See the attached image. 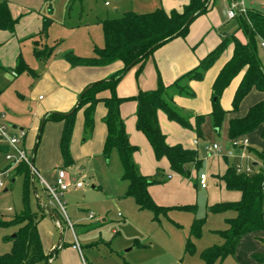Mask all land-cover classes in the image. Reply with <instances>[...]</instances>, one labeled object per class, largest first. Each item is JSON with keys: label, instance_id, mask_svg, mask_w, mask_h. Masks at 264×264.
<instances>
[{"label": "rangeland", "instance_id": "374dc122", "mask_svg": "<svg viewBox=\"0 0 264 264\" xmlns=\"http://www.w3.org/2000/svg\"><path fill=\"white\" fill-rule=\"evenodd\" d=\"M2 1H7L13 16L19 19L14 31L0 29V122L9 124V132H16L11 125L14 120L29 128L30 122L37 118L40 106L53 98V92H59V88L52 87V61L65 59L63 55L68 51L89 57L93 55L96 46L104 47L101 19L119 17L126 11L145 13L154 10L150 9L149 1L152 0H0V3ZM243 1L245 7L264 13V0ZM211 2L214 3L213 0ZM231 5L230 0H215V7L221 15L225 11L226 17ZM45 19L51 20L43 32ZM228 19L229 22L225 23L222 31L234 32L239 26V18L236 16ZM46 46L53 48V55L48 59L37 57L35 48L43 50ZM260 52L262 53L261 49ZM20 59L24 60L28 69L17 75L15 70ZM231 92L227 88L221 98V105L226 113L218 130L211 113L204 114L202 136L197 135L195 128L181 125L186 131V140L195 135L199 141L196 147L200 164H189L191 175L178 173L171 166L162 164L151 175L160 181L158 184L161 188L158 190L168 202L164 206L171 207L167 215L160 216V220L155 218L152 210L139 209L135 199L125 195L128 180L123 178L124 168L116 149L108 157H87L69 168V180L73 185L65 193L63 200L66 202L67 215L72 221L74 214L80 219L76 222L75 229L87 264H206L200 256L201 250L223 242L219 230L226 229V219L236 214L232 210L215 213L210 208L217 203L241 198V192L228 189L221 176L235 160L236 163L243 161V164L252 166L257 160L259 167L264 169L262 161L249 149H235L236 158L227 155L230 143L234 140L229 136L230 120L239 118L232 117L233 115L245 116L252 106L249 102L256 97H251L250 94L249 100L246 98L237 110H233ZM253 93L260 94L255 91ZM176 104L182 115H197L190 107ZM244 110L246 113L242 115ZM263 128L264 125L261 124L239 138L248 139L249 147L264 151ZM55 133L51 129L49 136L55 138ZM0 142L4 143L1 139ZM214 143L222 148L218 154L208 148ZM50 145H53L52 142ZM241 153L246 156L242 158ZM48 155L44 157L45 162L53 159L50 153ZM163 158L156 159L162 161ZM9 165L5 152L0 150V171ZM255 171L260 170L257 168ZM201 173L207 174L206 186L199 184ZM14 174L13 170L11 177H2L4 186L0 187L1 219L7 220L26 207L37 213L38 221L52 212L58 216L56 205L50 203L49 195L37 178L29 189L25 205V176ZM169 175L173 179H168ZM78 181L83 182V187H76ZM42 204L50 206L51 213ZM185 205H196V208H177ZM196 218H205V223L201 237L192 239L196 251L191 254L185 251V247ZM17 229L18 227H0V254L11 251L13 241L9 236H15ZM56 233L57 239H60V229ZM92 243L95 244L90 246ZM255 254L264 255V229L256 231L252 237L241 242L238 255L229 256L215 264H264L255 258Z\"/></svg>", "mask_w": 264, "mask_h": 264}, {"label": "trees", "instance_id": "16d2710c", "mask_svg": "<svg viewBox=\"0 0 264 264\" xmlns=\"http://www.w3.org/2000/svg\"><path fill=\"white\" fill-rule=\"evenodd\" d=\"M212 0H189L182 11L167 12L164 8H157L150 12L137 13L126 11L119 17L101 19L104 29V47H95L93 55L82 57L73 51L66 52L64 58L73 66H101L114 61L123 62V67L112 74L108 79L89 84L80 97L79 102L69 112H52L43 118L42 124L47 121H62L63 130L60 140L61 154L66 166L72 165L74 160L71 154V140L74 132L76 115L85 105V128L90 132L94 125V107L102 101L106 104L107 114L105 123L108 127L103 154L108 157L116 149L124 168L123 178L128 180L126 195L132 196L139 209H149L154 212L155 218L160 220L161 215H167L171 207H165L155 202L149 192V186L158 182L153 176L143 175L134 160V153L138 147L132 145L126 130L125 120L120 113V105L127 100H135L137 108V128L148 138L157 159L166 157L171 168L181 174L190 175L188 165L200 164L199 153L196 148L186 147L182 144L169 145L163 133L158 111H164L168 118L180 125L196 129L197 135L202 136L204 114H181L176 104V96L195 97L190 86L192 80H202L206 71L216 62L228 45H235L232 57L221 69L213 84V109L211 115L218 130L225 116L226 110L221 105L224 90L232 80L243 70L244 76L236 89L232 101V109L237 110L246 95L256 88L264 92V61L260 52V42L264 40V13L255 9H247L238 15L239 29L243 31L246 42L236 35L223 36L221 43L213 49L193 69L179 76L174 82L165 84L161 77L158 86L153 90H140L135 96L120 97L116 88L128 70L141 65L153 55L154 51L176 37H186L191 23L198 16L206 13L212 6ZM51 19L44 20L43 32ZM19 19L12 14L7 1L0 3V29L14 31ZM37 57L48 59L53 54V48L46 46L43 50H34ZM28 69L24 60L20 59L15 73ZM30 70V69H29ZM110 91V96L100 93ZM84 93V94H83ZM194 118V123L192 122ZM264 125V99L252 105L248 113L239 118H233L229 123V136L231 139L242 137L259 125ZM43 126L40 128V133ZM264 137V128L262 131ZM249 147V146H248ZM249 150L262 161L264 166V151H257L251 147ZM7 168V167H6ZM252 174L239 173L235 163H232L221 176L228 189L239 190L241 198L236 201L221 202L213 205L210 210L215 213L235 211V216L227 218L228 227L219 230L223 242L206 247L201 252V258L206 264H215L228 256H233L241 238L251 232L264 229V169L256 167ZM16 174H24V201L27 205L29 189L34 183L30 175V168L26 162L19 163L14 168ZM30 175V176H29ZM184 210H195L196 205L177 207ZM37 213L26 207L9 219L0 217V227H18L12 239L11 251L0 254V264H50L53 252L46 254L43 250L38 232ZM205 218H196L193 221L185 251L193 254L196 249L193 238L201 237ZM58 248V247H57ZM56 248V249H57ZM257 260L264 263V255L255 254Z\"/></svg>", "mask_w": 264, "mask_h": 264}, {"label": "crops", "instance_id": "0c3cea01", "mask_svg": "<svg viewBox=\"0 0 264 264\" xmlns=\"http://www.w3.org/2000/svg\"><path fill=\"white\" fill-rule=\"evenodd\" d=\"M230 1L233 2L240 0ZM213 2V6L206 13L198 16L191 23L186 37L173 38L157 48L153 55L145 61L143 66L138 64L134 66L132 70H129L117 85L116 91L118 96L131 97L135 96L140 90H153L158 86L159 77H161L165 84L174 82L179 76L195 68L200 63L201 59L206 57L221 43L223 36H230L233 34L243 42H246L245 34L239 29V26L237 29L234 28V32L222 31V27L226 22H229V19L225 16V11L222 15L220 14L219 10L215 7V0H213ZM149 3L151 5L150 9L155 10L157 8H164L167 12H171L172 10L182 11L183 7L189 3V0H152L149 1ZM246 8L252 9L248 7ZM234 48L235 45L231 42L216 62L206 71L202 80H192L190 82V86L196 92L195 97L187 98L184 96H176V102L180 106L190 107L196 112V114L211 113L213 109V84L223 66L232 57ZM50 65V74L54 80L52 81V87L55 86V88H59V92H53V98L40 106L36 116L37 118L30 122L29 128L15 120L11 125L16 132L22 129L26 130L27 134L22 145L26 151L32 155L34 165L39 169L44 178L48 176L49 178L45 179L48 182L54 183L59 168H65L68 172V178L70 179L71 172L69 168L75 166L80 159L105 156L103 151L108 136V127L105 123L107 107L102 101L96 103L93 110L94 125L90 132H87L85 128V110L89 104L85 105L78 111L70 145L74 162L69 166L64 164L60 149L63 122L47 121L43 125V118L52 112H69L75 105H77L82 92L89 84L108 79L112 74L123 67V62L117 60L101 66H73L66 59H56L52 61ZM135 71L137 73H134ZM244 72L245 70L238 74L227 87L232 91L231 95L233 94V97L244 76ZM254 91L260 94L255 95V93H253ZM110 94L109 90L100 93L102 96H110ZM249 95L251 97L256 96L250 102L248 101L249 105H253L264 99V92L256 88H253L243 100L246 98L249 100V98H251ZM225 107L228 108V106ZM137 108V101L127 100L120 105V113L125 120L126 130L131 144L138 147V150L134 153V160L138 164L139 170L143 175L151 176L161 164L163 166H170V162L166 157H164L162 161L157 160L148 138L143 132L138 130L136 125ZM245 113L246 111L242 115ZM232 117H241V114L233 115ZM158 119L161 129L166 135V142L169 145L180 143L186 147L197 149L196 145L199 144V141L194 133V136H189L188 140H186V131H184L182 126L176 121L170 120L167 114L162 110L158 111ZM194 121V118H192L193 123ZM42 126L43 131L40 133V128ZM51 129L56 132L55 138L49 136ZM50 142H52L53 145H50ZM0 144H2V142H0ZM230 145L229 149H232V144L230 143ZM240 149L244 151L245 149H249V147H246L245 149L242 147ZM234 151L235 156L232 158L237 157V152L236 150ZM49 153L53 159L49 162H45L44 157H48ZM255 162H257L259 166V161L256 160ZM232 163H236V160L232 161ZM168 179H173V177L169 175ZM158 183H160V181L150 185L149 192L157 204L164 206V204H167L168 202L164 199L165 197L160 195L158 189L161 187ZM93 188L96 187L93 186ZM5 190H7V188ZM39 201L41 203V200ZM45 206L46 205L42 204L43 208H45ZM73 217V221L72 218L69 217L70 222L73 224V229L69 227V222L64 219V217L61 215L57 216L56 213L54 215L49 214L47 217H42V219L38 221L37 228L43 250L46 254L53 252L50 264H87L86 256L82 250V244L79 241L75 229L76 222L80 221V219L76 214H74ZM58 219L62 226L57 224L56 220ZM56 228L60 229L61 232V237L60 239L58 238L59 240L57 239ZM255 232L247 233L241 238L234 255H238L241 242H244L246 238L249 239V237H252ZM76 239L80 243L81 249L74 248L73 245ZM94 244L95 243H92L90 246Z\"/></svg>", "mask_w": 264, "mask_h": 264}, {"label": "built area", "instance_id": "2783aa9c", "mask_svg": "<svg viewBox=\"0 0 264 264\" xmlns=\"http://www.w3.org/2000/svg\"><path fill=\"white\" fill-rule=\"evenodd\" d=\"M108 4V1L106 2ZM247 8L244 6V1H233L231 8L228 11V17L229 18H234L238 16L241 13H245ZM260 49L262 51V55L264 57V40H261L260 42ZM26 130H18L16 133L15 132H9V124L5 122H0V139L4 141L5 144H8L10 149L9 151L5 152V157L6 159L10 162V165L7 168H4L3 170L0 171V187L4 186V181L2 180V177H11V172L14 170V168L21 162H26L29 165L30 168V173L32 176V180L37 178L39 179L40 183L42 184L45 192L49 195L50 197V203L56 205V211L57 214L64 219H66L69 222V227L74 228L73 224L70 222L69 217L66 212V207L65 204L66 202L63 200L64 194L70 189V187L73 185L71 184L69 178H68V172L65 168H59L57 170V178L54 183L48 182L42 173L39 171V169L34 165L33 162V157L31 154H29L24 146L22 145V142L24 138L26 137ZM245 149L248 147V140L247 139H234L232 142V149H229L227 151V155L230 157L235 156V149H240L242 148ZM210 150H213L216 154L220 153L222 151V148L217 144L214 143L212 146H208ZM246 155L245 153L241 154V157L244 158ZM248 157V156H247ZM235 167L237 172L239 173H246V174H251L255 171V166L253 164H243L242 162L240 163H235ZM207 174L206 173H201L199 177V184L201 186H206L207 185ZM77 188L83 187V182L78 181L76 184ZM47 210L50 211V207H46ZM53 214V213H51ZM93 215L91 214L90 217ZM57 224L59 226H62L60 220H56ZM74 248L81 249V245L76 239L74 242Z\"/></svg>", "mask_w": 264, "mask_h": 264}, {"label": "water", "instance_id": "95a60500", "mask_svg": "<svg viewBox=\"0 0 264 264\" xmlns=\"http://www.w3.org/2000/svg\"><path fill=\"white\" fill-rule=\"evenodd\" d=\"M85 92V91H84ZM84 94V93H83ZM10 147L8 144H5V143H2L0 144V150L3 151V152H7L9 151ZM254 166L257 167L258 166V163L257 162H254Z\"/></svg>", "mask_w": 264, "mask_h": 264}]
</instances>
